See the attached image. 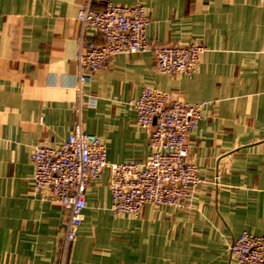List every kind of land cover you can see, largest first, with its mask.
<instances>
[{"label":"crops","instance_id":"obj_1","mask_svg":"<svg viewBox=\"0 0 264 264\" xmlns=\"http://www.w3.org/2000/svg\"><path fill=\"white\" fill-rule=\"evenodd\" d=\"M111 1L145 4L154 45L200 41L206 49L192 75L161 73L152 52L113 56L84 86L96 96L84 129L105 141L109 162L141 161L151 153L150 130L137 124L131 101L144 87L204 102L189 137L203 181L184 207L147 204L139 216L115 215L106 168L88 184L66 264H232L234 238L264 234V2ZM85 2L0 0V264H61L69 212L35 190L32 153L73 130Z\"/></svg>","mask_w":264,"mask_h":264},{"label":"built area","instance_id":"obj_2","mask_svg":"<svg viewBox=\"0 0 264 264\" xmlns=\"http://www.w3.org/2000/svg\"><path fill=\"white\" fill-rule=\"evenodd\" d=\"M77 18L80 30L74 64L78 96L72 106L76 121L67 140L57 145L38 142L32 153L35 190L44 191L45 199L69 212L61 264H66L84 221L88 184L106 168L110 170L108 185L115 215L139 216L147 204L184 207L193 201L203 181L189 155V137L203 116L204 102L191 103L171 92L144 87L131 101L137 124L150 130L151 153L141 161L109 162L105 141L84 129L83 112L96 104V96L84 92V86L113 56L152 52L161 73L192 75L205 46L200 41L154 45L147 36L150 14L142 1L122 4L107 0L102 9L95 10L92 0H86ZM230 252L232 264H264V234L242 232L232 241Z\"/></svg>","mask_w":264,"mask_h":264}]
</instances>
